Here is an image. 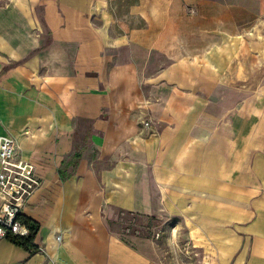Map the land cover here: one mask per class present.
<instances>
[{"label":"crops","instance_id":"1","mask_svg":"<svg viewBox=\"0 0 264 264\" xmlns=\"http://www.w3.org/2000/svg\"><path fill=\"white\" fill-rule=\"evenodd\" d=\"M246 17L264 0L0 1V133L43 180L37 249L3 238L0 264H161L108 229L115 209L195 217L201 264H264V196L247 220L224 130Z\"/></svg>","mask_w":264,"mask_h":264},{"label":"rangeland","instance_id":"2","mask_svg":"<svg viewBox=\"0 0 264 264\" xmlns=\"http://www.w3.org/2000/svg\"><path fill=\"white\" fill-rule=\"evenodd\" d=\"M246 19L249 21L246 25L231 26L232 33L242 34L239 50H236L239 42H233L231 50L226 51L230 55L220 59L231 61L225 75L232 86V103L224 130L231 136L233 149L232 199L238 197L240 187H245L248 194L246 219L250 220L254 200L264 196V25L253 24L249 17ZM256 34H262V41L252 40ZM206 45L204 41H195L196 49H204ZM239 179L245 185L240 186ZM24 210L28 212L27 208ZM235 224L238 221L233 219V240L240 230ZM107 227L112 232L140 237L152 257L161 264H201L203 254L195 249L193 216L166 213L144 216L115 209L107 219Z\"/></svg>","mask_w":264,"mask_h":264},{"label":"built area","instance_id":"3","mask_svg":"<svg viewBox=\"0 0 264 264\" xmlns=\"http://www.w3.org/2000/svg\"><path fill=\"white\" fill-rule=\"evenodd\" d=\"M42 184L35 165L19 154L16 139L0 133V240L30 235V228L19 217ZM62 238L58 235L57 241Z\"/></svg>","mask_w":264,"mask_h":264},{"label":"trees","instance_id":"4","mask_svg":"<svg viewBox=\"0 0 264 264\" xmlns=\"http://www.w3.org/2000/svg\"><path fill=\"white\" fill-rule=\"evenodd\" d=\"M19 218L22 221V223H24L26 226L30 228V231H31L30 235L26 238L9 236L10 237L9 239L12 242H14L16 245H19L26 250H29V251L36 250L37 245L34 243V239L39 230L38 224L33 219L26 216L25 214H22Z\"/></svg>","mask_w":264,"mask_h":264}]
</instances>
